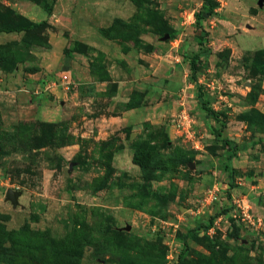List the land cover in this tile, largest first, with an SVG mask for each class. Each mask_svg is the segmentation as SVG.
I'll return each mask as SVG.
<instances>
[{
  "label": "rangeland",
  "instance_id": "1",
  "mask_svg": "<svg viewBox=\"0 0 264 264\" xmlns=\"http://www.w3.org/2000/svg\"><path fill=\"white\" fill-rule=\"evenodd\" d=\"M17 16L41 26L0 33V264H264V0Z\"/></svg>",
  "mask_w": 264,
  "mask_h": 264
},
{
  "label": "trees",
  "instance_id": "2",
  "mask_svg": "<svg viewBox=\"0 0 264 264\" xmlns=\"http://www.w3.org/2000/svg\"><path fill=\"white\" fill-rule=\"evenodd\" d=\"M206 2L209 3L210 6L212 7V0H206ZM5 26H7V27L0 28V33L29 32V31L33 30L34 28L40 27L41 24L32 23L27 19L25 20L21 16H17L16 18H14L11 25L5 23ZM198 98H199V100H201L203 110L207 111L208 114H211L213 116H217L214 113V111L208 107V102L203 99L204 95L200 89H199Z\"/></svg>",
  "mask_w": 264,
  "mask_h": 264
},
{
  "label": "built area",
  "instance_id": "3",
  "mask_svg": "<svg viewBox=\"0 0 264 264\" xmlns=\"http://www.w3.org/2000/svg\"><path fill=\"white\" fill-rule=\"evenodd\" d=\"M189 133H190V131H189ZM216 190H217V188L216 189L213 188L212 190H210L209 193H211V196H214L213 192H216ZM217 192H218V190H217ZM242 204H243V206L241 207V209L243 211L242 213H243L244 220L253 226H256V225L260 226L261 222L259 220L258 221L254 220V218L250 215L249 210L247 209V205H244L245 204L244 200H242Z\"/></svg>",
  "mask_w": 264,
  "mask_h": 264
},
{
  "label": "water",
  "instance_id": "4",
  "mask_svg": "<svg viewBox=\"0 0 264 264\" xmlns=\"http://www.w3.org/2000/svg\"><path fill=\"white\" fill-rule=\"evenodd\" d=\"M7 197H8L10 200H12V201H17V199H18V194H17L16 192H13V191L9 190V191L7 192Z\"/></svg>",
  "mask_w": 264,
  "mask_h": 264
},
{
  "label": "crops",
  "instance_id": "5",
  "mask_svg": "<svg viewBox=\"0 0 264 264\" xmlns=\"http://www.w3.org/2000/svg\"><path fill=\"white\" fill-rule=\"evenodd\" d=\"M32 13L31 14H34L35 13V9H32V11H31ZM26 14V13H25ZM43 115L44 116H48V112L47 111H45V113H43Z\"/></svg>",
  "mask_w": 264,
  "mask_h": 264
}]
</instances>
